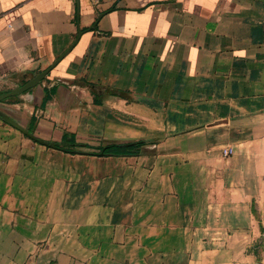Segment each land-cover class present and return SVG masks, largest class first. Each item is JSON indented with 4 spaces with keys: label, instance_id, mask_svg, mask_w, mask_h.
<instances>
[{
    "label": "crops",
    "instance_id": "crops-1",
    "mask_svg": "<svg viewBox=\"0 0 264 264\" xmlns=\"http://www.w3.org/2000/svg\"><path fill=\"white\" fill-rule=\"evenodd\" d=\"M79 30L0 102L82 150L0 118V264H253L264 0H0V91ZM139 141L136 156L92 155Z\"/></svg>",
    "mask_w": 264,
    "mask_h": 264
},
{
    "label": "water",
    "instance_id": "water-1",
    "mask_svg": "<svg viewBox=\"0 0 264 264\" xmlns=\"http://www.w3.org/2000/svg\"><path fill=\"white\" fill-rule=\"evenodd\" d=\"M77 4H78V0ZM82 32L79 30L77 32L76 38L74 42L71 44V46L62 54L60 55L47 69L43 70L42 72L36 74L33 78L26 81L22 86L14 87L12 90L0 94V102H3L5 100H8L9 98L19 97L22 94L26 93L27 91L31 90L32 88L36 87L42 80L45 79V77L48 75V73L72 50V48L76 45L78 42ZM0 118L4 120L6 123L20 131L23 135H25L27 138L31 139L32 141L43 145V146H49L48 143L39 140L35 138L33 135H31L27 129L22 128L20 125H18L15 121H13L9 116L2 113L0 111Z\"/></svg>",
    "mask_w": 264,
    "mask_h": 264
},
{
    "label": "rangeland",
    "instance_id": "rangeland-1",
    "mask_svg": "<svg viewBox=\"0 0 264 264\" xmlns=\"http://www.w3.org/2000/svg\"><path fill=\"white\" fill-rule=\"evenodd\" d=\"M26 82H18L15 83L17 86H22ZM15 86V87H17ZM14 88V85L6 88L5 90L0 91V94L6 93ZM4 102V101H3ZM0 111L2 113H6L4 107L0 106ZM38 139V138H37ZM142 142V141H139ZM49 145H52L48 143ZM78 145V144H77ZM71 147V146H69ZM76 146L72 147L73 151L82 152V150H78L75 148ZM222 158H224L221 155ZM256 212L252 213V232H251V242L248 245V254L253 260V264H264V203L260 205H256ZM259 210V211H258Z\"/></svg>",
    "mask_w": 264,
    "mask_h": 264
},
{
    "label": "trees",
    "instance_id": "trees-1",
    "mask_svg": "<svg viewBox=\"0 0 264 264\" xmlns=\"http://www.w3.org/2000/svg\"><path fill=\"white\" fill-rule=\"evenodd\" d=\"M16 98H10L9 101H13ZM7 100V101H8ZM144 144V142H136L132 144H111L105 147H102L99 150V153L92 154L95 156H112V157H119V156H136L139 154L140 147ZM71 147H81L80 145L70 143ZM49 147L63 151L65 153H72L73 150H66L58 148L54 145H49Z\"/></svg>",
    "mask_w": 264,
    "mask_h": 264
},
{
    "label": "built area",
    "instance_id": "built-area-1",
    "mask_svg": "<svg viewBox=\"0 0 264 264\" xmlns=\"http://www.w3.org/2000/svg\"><path fill=\"white\" fill-rule=\"evenodd\" d=\"M234 154V150L232 148H224L221 150V155L224 158L231 157Z\"/></svg>",
    "mask_w": 264,
    "mask_h": 264
}]
</instances>
